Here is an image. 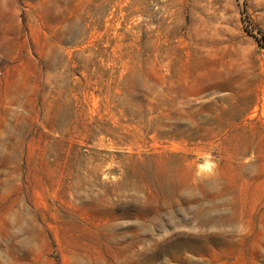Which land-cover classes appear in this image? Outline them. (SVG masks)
<instances>
[{
	"label": "rangeland",
	"instance_id": "374dc122",
	"mask_svg": "<svg viewBox=\"0 0 264 264\" xmlns=\"http://www.w3.org/2000/svg\"><path fill=\"white\" fill-rule=\"evenodd\" d=\"M0 264H264V0H0Z\"/></svg>",
	"mask_w": 264,
	"mask_h": 264
}]
</instances>
